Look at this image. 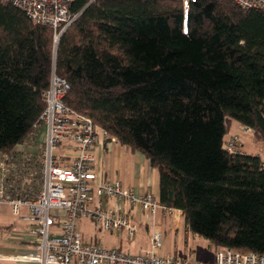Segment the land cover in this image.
Segmentation results:
<instances>
[{
	"label": "trees",
	"instance_id": "1",
	"mask_svg": "<svg viewBox=\"0 0 264 264\" xmlns=\"http://www.w3.org/2000/svg\"><path fill=\"white\" fill-rule=\"evenodd\" d=\"M61 34L0 1V153L33 132L55 73L64 103L158 174V202L212 248L264 255V12L232 0H73Z\"/></svg>",
	"mask_w": 264,
	"mask_h": 264
},
{
	"label": "built area",
	"instance_id": "2",
	"mask_svg": "<svg viewBox=\"0 0 264 264\" xmlns=\"http://www.w3.org/2000/svg\"><path fill=\"white\" fill-rule=\"evenodd\" d=\"M19 9L33 24L53 31L54 49L61 34L76 19L71 15L73 0H0ZM183 3L194 0H181ZM243 9L264 12V0H232ZM68 83L54 69L48 89L42 97L45 108L33 125L28 139L6 154L0 153V207L6 206L13 217L27 226L22 236L26 252L0 256V261L18 264H206L190 258L161 257L163 237L158 231L150 239V250L131 254L89 244L76 233V222L84 219L103 232L136 231L133 211L137 206L151 219L161 213L169 216L173 209L162 206L151 194L136 193L117 180H101L95 169L94 148L103 150L117 143L86 115L64 103ZM40 128L44 141L31 150ZM237 131L252 134L239 125ZM227 153H244L237 132L224 141ZM25 212H21V210ZM23 242V241H22ZM210 264H264V255L240 253L218 247Z\"/></svg>",
	"mask_w": 264,
	"mask_h": 264
},
{
	"label": "crops",
	"instance_id": "3",
	"mask_svg": "<svg viewBox=\"0 0 264 264\" xmlns=\"http://www.w3.org/2000/svg\"><path fill=\"white\" fill-rule=\"evenodd\" d=\"M240 124H235L236 130H238ZM45 129L40 128L35 138V143H29L25 146V150H31L37 144L44 141ZM128 149L125 146H121L118 143H112L106 145L103 150L94 148L92 154L95 158V169L101 180H117L124 187L133 189L136 193L144 194L148 193V189L155 188L156 197H158V174L152 170H149V164L140 153H133L130 150L128 156L126 152ZM247 154L246 152H244ZM135 216L133 214V222L136 225V231L132 237L127 236L124 232V238L131 240L137 237V245L132 246V250H125L131 254H138L140 252L150 250V239L153 232H160L163 237L162 247L157 250V255L161 257H177V258H190L193 261L210 264L214 260V254L217 248H212L206 241L207 253L200 251L197 252V243L199 240L195 238V235L188 232L183 224L182 212L179 210H173L172 213L164 217L159 213L156 218L148 219L142 214L140 209ZM137 218V220H136ZM121 234V233H120ZM170 234L171 238L167 235ZM178 235L182 236L181 239ZM192 235V236H191ZM198 237V236H197ZM204 240V239H203ZM169 243L168 245L166 243ZM201 243V242H200ZM95 244L101 246L98 242ZM103 247V246H101ZM106 248V247H103ZM108 249V248H106ZM114 249V248H110ZM162 249V250H161ZM119 250V249H116ZM121 251V250H120Z\"/></svg>",
	"mask_w": 264,
	"mask_h": 264
},
{
	"label": "rangeland",
	"instance_id": "4",
	"mask_svg": "<svg viewBox=\"0 0 264 264\" xmlns=\"http://www.w3.org/2000/svg\"><path fill=\"white\" fill-rule=\"evenodd\" d=\"M54 40V39H53ZM237 132V135L239 137V144L242 147V150L246 152L248 155L253 156H259L261 159L264 160V147L263 144L260 141H257L253 134H242L240 131L236 130L235 125H233L230 130L228 136L234 134ZM128 152L127 155H130L129 149H126ZM149 170H152L151 167H148ZM153 172L156 174V171ZM155 188L152 187L148 189V192L153 196L156 197L155 194ZM139 208L136 206L134 208L135 216L138 213ZM21 212H25L23 209ZM133 213V214H134ZM148 219H151L149 216H145ZM137 220V218H136ZM27 226L25 223H22L19 218L13 217L10 214L9 209L6 206L0 207V256H13V255H20L24 252H26L27 247L26 244H24L23 235L27 231ZM76 233L80 236L82 241L89 243V244H95V242H98L101 246L106 247L108 249L114 248L119 249L123 252H126L125 250L129 249L132 250V246L137 245V237L131 240H128L124 238L122 232H103L99 231L95 228L92 222L89 220H78L76 222ZM121 233V234H120ZM192 236V235H191ZM167 237L171 238L170 234L167 235ZM178 238L181 239L182 236L178 235ZM197 240H199V243H197V252L200 253V251H203L207 253L206 249V241L203 240L200 237L195 236ZM23 241V242H22ZM201 242V243H200ZM169 244L168 242L166 243ZM127 248V249H126ZM162 250V249H161ZM0 264H18L14 262H8V261H0Z\"/></svg>",
	"mask_w": 264,
	"mask_h": 264
}]
</instances>
